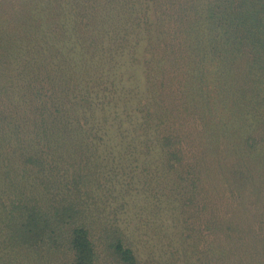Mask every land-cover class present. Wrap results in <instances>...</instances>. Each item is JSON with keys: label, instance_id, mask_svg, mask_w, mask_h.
Segmentation results:
<instances>
[{"label": "trees", "instance_id": "obj_1", "mask_svg": "<svg viewBox=\"0 0 264 264\" xmlns=\"http://www.w3.org/2000/svg\"><path fill=\"white\" fill-rule=\"evenodd\" d=\"M263 122L264 0H0V264H263Z\"/></svg>", "mask_w": 264, "mask_h": 264}, {"label": "rangeland", "instance_id": "obj_2", "mask_svg": "<svg viewBox=\"0 0 264 264\" xmlns=\"http://www.w3.org/2000/svg\"><path fill=\"white\" fill-rule=\"evenodd\" d=\"M223 111L224 110L221 111L222 115L225 114V113H222ZM261 126L262 127L264 126V122L262 123ZM228 140L230 141V144L232 146L238 145L235 139H228ZM252 159H253L252 156H249V157L240 156V160L248 164L249 171L252 175L253 182H252V189L250 191V196L247 198V200H245V203H243L246 205V208L242 204L241 207L243 208L239 209V211H249L251 207L254 208L260 202V197L264 195V144L261 145L259 157L250 164ZM234 160H236V158L231 156L229 158V161L223 158L221 162L223 165H228L227 164L228 162L230 163V161H234ZM227 172H228V169L224 168V175L222 178L229 179ZM209 182H213V180H209ZM207 186L209 187V184H207ZM218 191L221 192V190H218ZM214 192L217 194V191H213V193ZM143 208H145V206H142V210H141L143 213V217H144L143 219L145 220L147 217V211L145 212ZM245 213H250V212H245ZM238 214L240 213L235 212L233 215L237 216ZM157 226L158 225H156L155 223L149 224L148 227H145V226L142 227L140 225L139 228H137L138 232L134 234L136 237L137 246L139 249H141L143 262L145 260H150V261L159 260V256L162 255L159 251L160 247L164 246L165 249H168L167 247L170 246L171 244L170 241L172 240V236L168 238L162 237L164 236V234L167 233L164 229L162 232V236L157 234L156 231H158V227H159ZM189 226H190V221H189ZM186 233L187 234H186L185 243H184L185 244L184 246L187 248L186 259H183V258L179 259V257L173 258L171 256H168L164 258L166 261L164 264H239L241 260L242 261L240 262V264H251L252 262L251 260L248 261L244 258L239 259L237 258V256H233L230 259H227L226 261L219 260L217 258H210L209 257L210 253H208L209 250H207L209 249V247L214 248V249L219 248V247H226L227 243L225 241H215L211 244L210 240L212 241L213 238L209 236L205 240L201 241L202 240L201 236H203V233L201 232V227L198 224L197 225L192 224V222H191L190 230L189 231L187 230ZM193 246H195L196 249H193L192 248ZM25 258H27L28 262L30 261V264H37V261L35 260L32 253L26 255L24 259ZM108 260L105 258V261H102V264H110ZM45 262H48V260H45ZM52 264H62L61 256L56 255L55 258L52 260ZM149 264H153V263H149Z\"/></svg>", "mask_w": 264, "mask_h": 264}]
</instances>
